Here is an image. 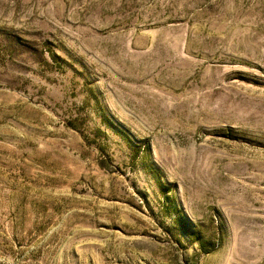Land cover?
<instances>
[{"label":"rangeland","instance_id":"obj_1","mask_svg":"<svg viewBox=\"0 0 264 264\" xmlns=\"http://www.w3.org/2000/svg\"><path fill=\"white\" fill-rule=\"evenodd\" d=\"M0 264H264V0H0Z\"/></svg>","mask_w":264,"mask_h":264}]
</instances>
